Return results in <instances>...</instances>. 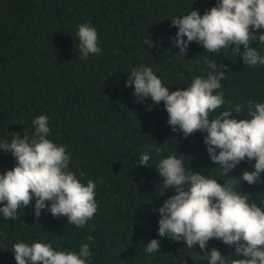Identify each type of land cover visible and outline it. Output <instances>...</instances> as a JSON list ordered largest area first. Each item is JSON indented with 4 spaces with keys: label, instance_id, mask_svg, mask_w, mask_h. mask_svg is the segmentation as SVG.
<instances>
[{
    "label": "trees",
    "instance_id": "1",
    "mask_svg": "<svg viewBox=\"0 0 264 264\" xmlns=\"http://www.w3.org/2000/svg\"><path fill=\"white\" fill-rule=\"evenodd\" d=\"M217 3L0 0V140L10 143L14 132L31 139L32 121L47 115L48 138L67 146L69 170L78 179L85 185L88 180L96 183L98 205L96 214L81 228L68 224L65 216L54 217L47 208L36 218L35 197L16 220L0 214V264H16L12 245L21 241L48 242L56 250L77 253L88 243L92 252L88 264H207L198 244L190 249L184 241L158 235V209L175 192L159 191L162 180L156 169L162 158L182 155L186 169L223 184L224 177L204 143L207 133L197 131L185 137L174 132L164 103L138 102L134 86L127 87L126 82L133 68L146 65L170 91L187 88L193 77L207 78L211 70L204 57H208L227 65L229 71L221 81L226 103L217 113L250 100L264 103V65L246 66L231 48L209 53L196 42L184 57L176 54L180 50L171 37L178 29L172 19L192 9L203 15ZM82 23L96 28L102 50L87 59L79 58L77 32ZM147 40L154 46L148 47ZM252 46L264 55V45ZM240 50L244 51L243 45ZM237 118H249L246 107ZM149 144L162 152H152L149 166H139V156ZM254 164L246 159L229 176L240 177L244 170H254ZM15 165L12 154L0 149V174ZM261 177L264 180V173ZM237 191L249 194L264 208V182L249 185L241 181ZM88 236L94 239L89 241ZM152 239L160 240L161 248L149 255L144 249ZM207 247L225 256L235 251L215 238Z\"/></svg>",
    "mask_w": 264,
    "mask_h": 264
},
{
    "label": "clouds",
    "instance_id": "2",
    "mask_svg": "<svg viewBox=\"0 0 264 264\" xmlns=\"http://www.w3.org/2000/svg\"><path fill=\"white\" fill-rule=\"evenodd\" d=\"M172 26L178 29L171 40L179 48L176 54L180 57L196 42L209 53L231 48L243 57L246 66L264 65V55L252 46L253 43L264 45V0H218L203 15L192 9L187 15L173 18ZM77 36L79 58L101 53L98 32L91 23L80 24ZM145 43L154 46L152 40ZM204 63L211 70L207 78L195 76L190 86L175 91L164 86L146 65L133 68L126 82L127 87L134 86L133 95L139 98L138 102L151 99L157 105L164 103L167 122L174 132H182L185 137L197 131L206 132L207 152L225 181L221 184L210 175L186 169L182 155L162 158L156 166L162 180L159 191L164 194L173 189L175 194L158 209V235L184 241L190 249L198 244L207 264H264V208L252 201L249 194L237 191L241 181L249 185L264 182L261 177L264 103L250 100L246 105L242 103L217 113L226 103L221 81L229 72L228 66L218 65L208 57H204ZM245 107L249 118H237ZM212 113L216 114L210 118ZM32 124L35 131L31 139L14 132L10 143L0 140V149L10 152L16 161L14 168L0 174V204H3L0 214L5 219L16 220L21 209L32 206L35 197L36 218L47 208L54 217H67L68 224L86 227L98 210L96 183L88 180L85 185L76 172L69 170L71 156L67 146L48 138L47 115L36 117ZM152 152L159 155L162 149L149 144L139 156V166H149ZM246 159L255 161L254 170L230 177L229 173ZM80 176L84 173L80 172ZM213 238L234 247L235 251L227 256L215 247L209 251L207 245ZM93 239L87 237L89 241ZM12 248L16 264H88L92 256L88 243H83L78 253L56 250L43 241L31 244L21 241ZM160 248L161 241L152 239L144 250L153 255Z\"/></svg>",
    "mask_w": 264,
    "mask_h": 264
}]
</instances>
